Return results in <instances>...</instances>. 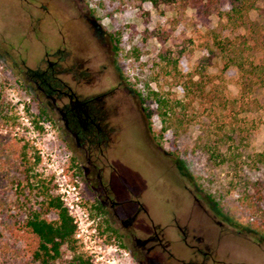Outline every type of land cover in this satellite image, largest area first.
Listing matches in <instances>:
<instances>
[{
	"label": "rangeland",
	"instance_id": "obj_1",
	"mask_svg": "<svg viewBox=\"0 0 264 264\" xmlns=\"http://www.w3.org/2000/svg\"><path fill=\"white\" fill-rule=\"evenodd\" d=\"M188 3L183 8L171 2L154 7L146 0H0V90L20 117L22 127L15 133L26 135L31 156L35 150L41 156L38 175L54 177L59 195L61 171L65 184L77 187L90 225L87 243L84 236L79 239L80 252L92 264H264V164L260 171L245 168L243 172L238 155L264 152V112L246 114L245 123L231 121L227 126L239 133L256 121L257 128L245 142L232 133L229 139L219 130L227 120L217 109L214 115L204 109L176 108V113L186 115L185 126L162 134L156 100L144 102L140 97L154 91L171 104L183 101L179 80L168 73L172 66L163 68L164 54L178 61L183 74L204 65L209 75H219L221 59L210 65L203 62L209 56V31L217 29L231 39L245 34L244 29L226 28V20L220 19L219 11L229 10V0H214L208 15L199 12L193 0ZM250 17L264 23V0L258 1ZM60 50L91 62L102 73L99 84L116 88L121 105L115 123L121 128L109 150L112 185L118 200H136L144 209L137 237L147 239L155 232L162 237L163 245L151 254L133 240L121 238L120 230L113 234L107 211L103 210L106 216L91 212L92 204L99 201L73 174L57 127L45 116L40 124L43 133L31 125L45 100L34 85H28L29 70L45 69L40 64L44 54ZM258 57L264 59V53ZM225 76L224 92L234 99L240 91L237 70L230 68ZM254 97L264 103V92L258 90ZM193 115L197 120L189 123ZM225 155L230 163H222ZM7 183L4 180L1 186ZM7 187L14 204L10 213L18 217L11 216L14 240H8L6 225L0 224V246L5 252L0 264H30L34 241L23 232L20 215L39 208V190H27L24 198L17 185ZM128 208L133 212L138 206ZM56 217V213L48 216ZM70 260L67 253L57 264Z\"/></svg>",
	"mask_w": 264,
	"mask_h": 264
},
{
	"label": "trees",
	"instance_id": "obj_2",
	"mask_svg": "<svg viewBox=\"0 0 264 264\" xmlns=\"http://www.w3.org/2000/svg\"><path fill=\"white\" fill-rule=\"evenodd\" d=\"M146 1L151 2L154 7H159L160 4L167 2L178 3L183 8L190 6L189 0ZM193 1V6L199 9V12L202 11L207 15L211 12L214 0ZM215 1L217 2V0ZM258 1L229 0V10L219 11L220 19L226 20V28L245 30L244 35H238L233 39L224 38L217 29L209 31L212 39L207 45L209 56L204 57L203 62L210 65L215 58L221 59L223 66L219 75H209L204 65H200L191 73L183 74L177 67L178 61L164 54L162 62H165V65L163 68L172 66L168 73L179 80L184 100L171 104V101L164 95L154 91H151L146 97L140 93L144 102L151 99L156 100L158 104L157 114L164 124L162 134L171 130L176 132L175 126H185L186 115L175 111L176 108L180 107L194 111L204 109L214 115H216V109L219 110L222 113L221 116L227 120L222 123L219 130L224 132L229 139H233L230 135L232 133L240 137L239 141L245 142L257 128L256 121L255 123L253 121L252 126L248 129L238 126V129L240 128L239 134L236 133V128L230 132L227 126L231 124V121L233 123H245L246 119L243 116L246 114L257 110L264 112V103H260L254 97L258 90L264 92V59L258 57L260 53H264V23L252 21L250 17L251 12L257 9ZM115 50L119 51L118 45L115 46ZM136 60L139 61V56L136 57ZM230 68L237 70L240 87L239 95L234 99L228 98L224 92V88H226L224 83L227 81L225 74ZM24 88L28 93V88L25 86ZM152 115L153 112L149 113L147 118L150 119ZM44 116L47 117L48 122L51 121L46 109L41 106L39 114L31 122L39 134L43 133L44 130L40 125ZM240 116H242L241 119H239ZM193 118L189 120V123L197 120L196 115H193ZM228 122L229 124H226ZM21 127L20 117L15 113L12 102L8 100L6 93L0 90V224L6 225L8 240L16 238L11 218L18 216L10 213L14 204H10V192L12 190H8L7 185L10 184L12 187L17 185L18 190L20 188L22 193L20 197L24 198L27 190L32 192L31 189L37 188L41 198L39 208H31L27 213L20 215L23 232L34 241V248L32 247L29 251L30 264H57L63 260L67 253L71 257L70 264H92L90 259H85V256L80 252L79 239L76 237L78 227L61 196L56 193L57 185L54 183V177L44 178L43 175H38L37 167L42 160L39 152L35 150L31 156L30 141L26 135L18 137L15 133L16 129ZM23 132H26L25 128H23ZM237 149L240 150L239 147ZM242 152L238 155L242 160L243 172L245 168L260 171L264 164V152L247 156ZM224 157L227 158V161L224 159L222 163H230L229 157L227 155ZM12 171L16 173L13 172L15 175L10 178ZM4 180L8 183L1 186ZM91 212L106 216L101 206L97 204H92ZM51 213H56L55 220L48 218ZM104 221L107 220L104 219ZM112 233L116 232L112 230ZM2 257H5V252L0 246V259Z\"/></svg>",
	"mask_w": 264,
	"mask_h": 264
},
{
	"label": "flooded vegetation",
	"instance_id": "obj_3",
	"mask_svg": "<svg viewBox=\"0 0 264 264\" xmlns=\"http://www.w3.org/2000/svg\"><path fill=\"white\" fill-rule=\"evenodd\" d=\"M40 64L45 69H30L28 85H34L44 98V108L52 117L49 124L59 131L73 174L82 179L84 189L92 191L111 216V228L151 254L163 245L162 237L156 232L147 239L137 237L144 209L136 200H118L112 185L114 168L109 150L121 128L115 123L121 105L116 88L100 85L102 73L70 52H46ZM129 204L137 205V210L129 211Z\"/></svg>",
	"mask_w": 264,
	"mask_h": 264
},
{
	"label": "built area",
	"instance_id": "obj_4",
	"mask_svg": "<svg viewBox=\"0 0 264 264\" xmlns=\"http://www.w3.org/2000/svg\"><path fill=\"white\" fill-rule=\"evenodd\" d=\"M63 171L59 173V181H62V184H60V196L62 201L65 203V206L68 208L70 215L74 218L75 223L78 227V232L76 237L81 240L82 236H84V239L87 237L88 234H90L89 226L87 225V222L89 221V217L84 211V209L81 206V199L78 196L77 187L66 185V176L63 175V179H61ZM76 192V195H74ZM73 195V196H72ZM85 243H87L85 239Z\"/></svg>",
	"mask_w": 264,
	"mask_h": 264
}]
</instances>
